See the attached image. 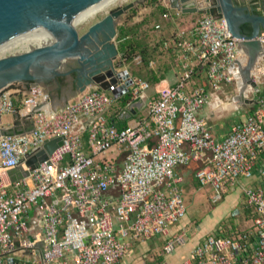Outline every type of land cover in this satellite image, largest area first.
<instances>
[{"label": "built area", "instance_id": "1", "mask_svg": "<svg viewBox=\"0 0 264 264\" xmlns=\"http://www.w3.org/2000/svg\"><path fill=\"white\" fill-rule=\"evenodd\" d=\"M256 40L263 51L251 78L262 92L252 113L222 137L199 112L211 94L234 84L240 90L246 56L226 22L209 15L191 32L174 35L172 47L185 60L182 72L172 87L148 101L147 119L123 129L105 116L116 100L96 87L69 99L59 111L40 108L49 99L34 84L1 90L0 130L6 114L30 119L32 129L0 137V171L25 167L48 140L62 138V145L29 169L28 177L0 178V264H120L131 256V242L154 237L165 239L164 254H174L191 240L185 227L172 232L186 213L179 190L183 178L176 169L193 163L198 166L193 177L210 189L211 204L241 187L253 229L209 235L179 264H264V187L250 183L264 186V34ZM132 61L142 64L141 56ZM122 64L118 72L126 70ZM200 77L204 82L197 84ZM130 78L132 99L145 97L149 85ZM14 86L23 94L20 107L9 90ZM111 152L117 157L106 159ZM32 207L41 217L35 234L28 224Z\"/></svg>", "mask_w": 264, "mask_h": 264}, {"label": "water", "instance_id": "2", "mask_svg": "<svg viewBox=\"0 0 264 264\" xmlns=\"http://www.w3.org/2000/svg\"><path fill=\"white\" fill-rule=\"evenodd\" d=\"M110 1L0 0V50L17 45L30 48L48 36L53 38L50 44L1 58L0 91L13 84L31 83L51 92L47 86L59 78H67L68 91L65 88L61 91L72 97L93 87L111 94L114 100L127 94L133 81L127 70L117 72L114 67V61L119 56L115 42L117 26L123 15L143 3L135 1L113 10L81 36L75 27L94 8ZM163 1L172 10L205 14L226 22L229 32L239 41L238 46L246 56L240 74L243 83L254 90V97L248 104L255 105L260 88L251 77L263 51L256 38L264 34V14L236 0H202L208 4L207 7L196 6L194 0ZM244 26L249 27V34L244 32ZM145 99L135 98L125 110L135 114ZM5 135L8 133L1 129L0 137ZM61 145L62 138L46 141L34 156L25 161L26 169L22 170L21 177H28L29 169L33 170ZM19 167L8 170L7 176L18 171Z\"/></svg>", "mask_w": 264, "mask_h": 264}, {"label": "rangeland", "instance_id": "3", "mask_svg": "<svg viewBox=\"0 0 264 264\" xmlns=\"http://www.w3.org/2000/svg\"><path fill=\"white\" fill-rule=\"evenodd\" d=\"M135 1H139L143 3L142 6L140 4L136 5L137 15H134L130 11H128L118 21L117 27L122 25L124 21H127V24L131 26L133 24H138L142 20V18L145 19L143 20L144 23L141 26V30L139 31V36L141 37V41L144 43V45L147 46L149 53L147 58H150L154 62L152 67L150 66L149 68L152 71L155 70L161 71L162 68L168 67L169 70L172 72V69L176 68L173 54L172 52H170V48L165 49L162 46V38H169L170 36H173L176 32L175 31L176 29L170 25L167 27L160 26V29H155V25L161 23L160 15H159V19H152L150 16L146 17L147 14L149 13L145 11V8H149L148 0H120L114 3L103 12L97 14L93 18L88 19L81 25L76 26L79 35L80 36L83 35L90 26L101 21L105 16H107L113 10H116L120 7L125 6L126 4ZM140 12H142V14L138 16V13ZM135 17H137V22H135V20L133 21L132 19ZM199 17L200 14H196L194 16V18L196 19ZM139 36L138 38H140ZM35 47H38V45L35 44L30 48L21 45L13 46L12 48L4 52H0V59L11 55L24 53L30 50L31 48H35ZM139 54L140 53H136L135 56ZM132 60L130 62L128 61L125 62L126 70L132 73L133 76L143 79V76H145L149 72L148 69H146L142 64L136 65ZM114 67L117 70V72L118 70L124 69L122 61H120V56H118L116 61H114ZM63 79H65L66 82V86L64 87L66 89L65 91H68V83H69L68 79L67 78H63ZM57 87L58 86L56 84V81L52 82L49 86H47V88L50 89L52 93L57 92ZM247 89H248L247 95L249 97V100H251L253 98V93H252L253 91L251 88H247ZM229 90L231 91V93L229 94V101H225L224 96L221 97V101H222L220 103L221 105L216 107L212 114L211 113L209 114L210 125L214 126V128L216 129L218 128V131L223 130V128H225V126H227V124L230 123L232 117H234L233 116V114L235 113L234 109L235 106H237L235 103L242 104L241 106L243 110L244 109L246 110L245 103L241 102V96L243 93H241V91L238 90L235 84L232 85V87ZM151 91H153V89L152 87H149L148 91L145 92V95L151 93ZM160 92L161 91L157 92V94ZM62 94L69 99L76 98L78 96L76 95L72 97L69 93L67 94V92ZM116 102L113 105L112 110L117 109L118 106L120 107V103L118 101ZM145 112L147 113V110H145ZM244 117L245 114H242V118ZM11 120H12V115L10 114H6L2 117L3 124L4 123L6 124V122H10ZM105 158L109 160L113 159L112 155L109 154L106 155ZM99 159H102V157H99L97 160ZM122 163H123V156H121L118 159V164L121 165ZM179 190L181 193L182 200L186 207L185 217L180 222V225L183 224L185 226L186 231L190 233L191 240L196 236H199L200 234H204V233L210 234L215 237L218 236L223 237V233L226 232L227 234V231H229L228 229L230 228L231 231H237V232L248 231L253 229L252 223L249 221L250 220L249 214L247 212L245 213V208H244L245 197L243 195L241 187H237L235 189L230 190L227 193V195L224 197L223 201L215 205L211 204L210 202V196H211L210 189L208 187L206 188L199 187V185L195 181L181 184L179 186ZM218 230L221 232V234H218ZM161 238L162 237H154L148 240L146 244L149 248L152 246L150 249L142 248V250L141 249L138 250V256L136 257V259H138V262L140 264H159L161 263V260L164 257H165L164 258L165 263L170 260L178 264V261H181L186 256L184 250L187 248L188 244L185 245L186 247L184 246L177 248L176 252L172 255L164 254L162 252L163 246H161L160 249L157 248L156 246H153L154 244L160 242L159 240ZM153 249L155 250L153 251Z\"/></svg>", "mask_w": 264, "mask_h": 264}, {"label": "crops", "instance_id": "4", "mask_svg": "<svg viewBox=\"0 0 264 264\" xmlns=\"http://www.w3.org/2000/svg\"><path fill=\"white\" fill-rule=\"evenodd\" d=\"M194 1L197 2L196 6H198V7H207L208 6V4H205L202 0H194ZM237 1H238L239 4H244V5H246L249 8L254 7L255 10H257V11L260 10V6H259L260 5V3H259L260 0H237ZM159 3H160V5H162L164 7L168 6L163 0H159ZM150 8H151L150 6H149V8H145V11L149 12L148 14L151 13L152 8L151 9ZM167 8H169V6ZM134 11L136 12V10H134ZM177 12H179V11L172 10V9L169 8V11H167L166 13H170L172 15V18L171 19H164L162 17L163 15H161L160 16V22L161 23H158L156 25H159L161 27H167V26L170 25V26H172L173 28L176 29L175 30L176 31L175 34L178 31L191 32L194 29V27L197 25V22L205 16V14H200V17L196 19V18H194V16L196 14L179 12L180 16L178 18H175V14ZM140 14H142V12L138 13V16ZM148 14H147L146 17L150 16ZM136 15H137V12H136ZM135 18H132V19H133V21L135 20V22H137V17H135ZM143 20H145V19L142 18V20L138 24H141V22ZM132 23H134V22H132ZM174 35L170 36L169 38H162V46L164 47V43H166V42H168L170 44L169 48H170V52H172V54H173V58H174V62H175L176 68H173L172 72L169 70L168 67L162 68L161 71L160 70H158V71L155 70L156 78H161L162 80L152 88L153 91H151V93L146 94L145 97H142V98H146L145 99L146 101L144 102V104L140 108H137L136 113L135 114H130L128 110H125L126 107L128 106V104L130 102H132V100H134V99H131V101L126 105L125 108H121V107L118 106L117 109H113L112 110V107L115 104L114 103L107 110V112L105 114L108 122L113 123L116 127L125 128L128 125H131L134 121H140L142 119H147L148 118V108H147L148 101H150L151 98L157 97L161 92L169 89L170 87H172L176 83V81L178 79V76L182 72V68L185 65V60L182 57L183 54H181L180 51L175 50L172 47L171 40L174 37ZM139 39H141V37ZM245 63H246V61L241 63L242 64L241 65L242 66L241 69L245 66ZM150 64H151L150 66L152 67V65L154 63L151 62ZM128 73L132 77L135 78V76H133L132 73H130V72H128ZM203 79H204V77L203 78L200 77L199 79H196L195 81L197 82V84H200V83L204 82ZM242 84H243V81H242L241 85ZM241 85H239L240 86V91H241V93H243L242 96H241V102L245 103L246 110L245 109L243 110V108L241 106L242 104L235 103L237 106H235L234 110H235V113H237V114H235V113L233 114L234 117H232V120L230 121V123L227 124V126H225V128H223V130H219L218 131V128L216 129V128H214V126L210 125V123H209L210 122L209 114L210 113L212 114L214 109L216 107H218L219 105H221L220 104L222 102L221 101V97L224 96L225 97V101H229V94L231 93V91L229 89L232 86L227 87L224 90L223 93L211 94L210 101L205 106L206 108L204 107L199 112V117L203 118L204 120H206L209 123V125L212 127L214 135L217 136V137H222V136L228 134L231 131L232 127L235 125V123L243 120L246 116H248L249 114L252 113L253 109L255 108V106L257 104V103L255 105L248 104L249 97L247 95V93H248V89L247 88H251V87L250 86H245V89H243ZM26 87H27V85H25V84L21 85V89H24L25 91L27 90ZM259 88H260V94H261L262 87L259 86ZM17 89L18 88H15V86H14V87L10 88L9 90H10V93L12 95V100H13L14 104L16 105V107H20L21 101L23 99V94H21V92L18 93ZM45 91H46V94L48 95L49 101L43 103L40 108H43V109H46V110H52V111H59V110H61L64 107V105L68 101V98L65 95L62 94L61 90L57 89L56 93L48 92L47 90H45ZM159 91H161V92L157 94V92H159ZM252 91H253L252 93H253V97H254V90L252 89ZM145 110H147V113L145 112ZM241 111H243V112H241ZM242 114H245L244 118H242ZM10 115H12V114H10ZM1 129L6 131V133H8V134H19V133H23V132H29L32 129V122L30 121V119L26 120L24 118H21L20 116L12 115V120L10 122H6V124L5 123L3 124L2 118H1ZM109 155H112L113 159H115L117 157V152H111V153H109ZM197 168H198L197 164L193 163L187 168H178V169H176V175L181 176L183 178V183L182 184L189 183V182H194V181L196 182V180L194 179L193 175H194V172H195V170ZM24 169H25V167L20 166L19 170L13 172L10 176H7V174H5L6 175L5 179H2L1 175H0V178L2 180H4L5 182L6 181H10V180L11 181L19 180L21 178L22 170H24ZM250 183L253 184V186L262 187V188L264 187L263 185H261V183L259 181H255L254 180V181H252ZM199 187H200V185H199ZM246 212L249 214V218H250L249 221L251 222V215H250L249 211L245 210V213ZM28 217H29L28 224H29V226L31 228L32 234H35V233L39 232V229L41 227V217H40V214H39L38 210L35 207H32L30 209ZM182 227H185V226L182 224V225L179 226V228H174L172 230V232H175V231H177L178 229H180ZM228 230L231 232V228L228 229ZM232 232H235V231H232ZM209 235L210 234H205L204 233V234H200L199 236H196L195 238H193L188 243L187 248L184 250V253L186 254V256L189 254L191 249L197 243H199L200 241H202V239H204L205 237H207ZM159 241L160 242L156 243L157 245L154 244L153 246H156L157 248L160 249L161 246L164 247L165 239L161 238ZM146 242L147 241L131 242L132 254H131L130 257L125 259L120 264H140L138 262V259H136V257L138 256V250H140V249L142 250V248L150 249L152 247L151 246L149 248L147 246ZM154 250L155 249H153V251ZM162 252H163V250H162ZM164 258H162L161 263H159V264H176V263H174L173 261H170V260L165 263ZM181 261H178V264Z\"/></svg>", "mask_w": 264, "mask_h": 264}, {"label": "trees", "instance_id": "5", "mask_svg": "<svg viewBox=\"0 0 264 264\" xmlns=\"http://www.w3.org/2000/svg\"><path fill=\"white\" fill-rule=\"evenodd\" d=\"M159 0H148V6L152 8V12L150 13V17L152 19H159V15L165 14L167 11H169L168 8L160 5ZM130 12L134 15H136V12L134 10H130ZM144 21L141 22V24H133L129 25L127 24V21H124L122 25L117 27V37H116V44L118 53L120 56V61L130 62L136 53H140L137 56H141L142 58V65L148 69V73L143 76V79L139 78L140 80L146 82L149 87H154L156 84H158L162 79L156 78L155 71H152L150 67V63L153 62L150 58H147L149 53L147 46L144 45V43L141 41V39L138 38L139 31L141 30V26L143 25ZM246 28V29H245ZM243 30L246 34L250 33V29L248 26L243 27ZM154 63V62H153ZM63 78H59L60 83L63 82ZM155 98V97H154ZM131 90L124 96H122L117 101L120 103L121 108H125L126 105L131 101ZM153 99V98H152ZM113 124V123H112ZM118 129H123V127H117ZM85 138V136H84ZM232 232V231H231ZM231 232L228 231L223 233V236H231ZM218 234H221L218 230Z\"/></svg>", "mask_w": 264, "mask_h": 264}, {"label": "bare ground", "instance_id": "6", "mask_svg": "<svg viewBox=\"0 0 264 264\" xmlns=\"http://www.w3.org/2000/svg\"><path fill=\"white\" fill-rule=\"evenodd\" d=\"M118 1H120V0H112V1H110V2H108V3H106V4H103V5L99 6V7L94 8V10H93V11H92L87 17H85L83 20H81L79 23H77V24L75 25V27L81 25L82 23H84V22L87 21L88 19L93 18V17L96 16L97 14L103 12V11L106 10L109 6L113 5L114 3L118 2ZM52 42H53V38H52L51 36H48V37L44 38L43 40H41L40 42H38L37 45H38V46H41V45H47V44H50V43H52ZM12 47H13V46L8 47V48H5V49H2V50H0V52H4V51H6V50H8V49H10V48H12ZM62 70H63V68L61 69V71H62ZM240 85H241V84H240ZM241 86H242L243 89H245V86H246V85L243 83ZM243 86H244V87H243ZM0 175H1L2 179H5V178H6V175H5V172H4V171H0Z\"/></svg>", "mask_w": 264, "mask_h": 264}, {"label": "flooded vegetation", "instance_id": "7", "mask_svg": "<svg viewBox=\"0 0 264 264\" xmlns=\"http://www.w3.org/2000/svg\"><path fill=\"white\" fill-rule=\"evenodd\" d=\"M236 2H238L237 0H236ZM260 10H256L259 14H264V0H260ZM244 27H246V26H244ZM246 29V28H245ZM63 80V82L62 83H60V81H59V79H57L56 80V84H57V89L58 90H62V88H64L65 86H66V82H65V79H62Z\"/></svg>", "mask_w": 264, "mask_h": 264}]
</instances>
